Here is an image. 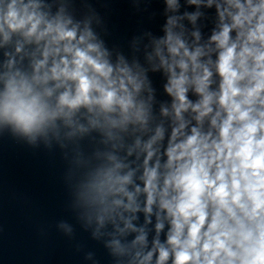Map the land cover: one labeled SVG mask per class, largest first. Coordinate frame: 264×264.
I'll return each mask as SVG.
<instances>
[{"label":"clouds","instance_id":"9594fccd","mask_svg":"<svg viewBox=\"0 0 264 264\" xmlns=\"http://www.w3.org/2000/svg\"><path fill=\"white\" fill-rule=\"evenodd\" d=\"M187 3L215 7L218 23L207 43L199 29L189 42L180 21L195 25L200 13L168 16L148 59L167 74L172 102L153 127V89L138 64L110 62L64 5L52 15L42 0H0V48L14 49L0 72V127L29 144L62 127L69 138L94 129L112 142L77 197L96 233L112 224L107 247L127 264H264V0Z\"/></svg>","mask_w":264,"mask_h":264},{"label":"water","instance_id":"95a60500","mask_svg":"<svg viewBox=\"0 0 264 264\" xmlns=\"http://www.w3.org/2000/svg\"><path fill=\"white\" fill-rule=\"evenodd\" d=\"M42 2L50 6L45 10L52 15L61 5L66 6V14L81 28L87 22L107 50L110 62L116 63L123 57L130 67L138 64L145 70L153 89V127L162 119L161 106L170 108L172 102L164 91L167 74L162 68L153 70V63L158 61L148 59L154 55V41L165 36L168 16L200 13L195 25L187 18L180 21L189 42L191 32L199 29L201 43H207L218 23L215 7L188 5L187 0H178L179 8L174 13L167 10L166 0ZM13 50L11 45L0 48V72L6 60L4 52ZM18 66L27 68V60ZM141 95L147 98L148 93L145 90ZM189 98L197 99L191 92ZM164 124L168 129L169 121L165 119ZM68 131L62 127L59 138L50 134L47 142L38 137L34 144H29L10 127H0V264H127L126 257L114 255L107 247L112 238L109 234L114 232L112 224L96 233L95 220L88 222L77 197L78 185L87 173L108 163L106 153L114 151L112 142L99 130L70 138L66 136ZM124 142L131 144L133 137L125 136ZM115 154L123 157L125 151ZM137 217L133 223L144 226V214L140 212ZM155 222L153 216L152 224L146 227L149 245ZM134 235L122 237V242L130 243Z\"/></svg>","mask_w":264,"mask_h":264}]
</instances>
